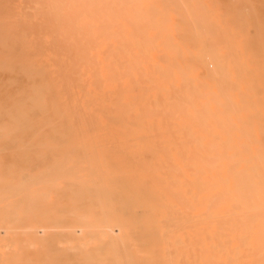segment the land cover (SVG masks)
I'll use <instances>...</instances> for the list:
<instances>
[{"label":"bare ground","instance_id":"bare-ground-1","mask_svg":"<svg viewBox=\"0 0 264 264\" xmlns=\"http://www.w3.org/2000/svg\"><path fill=\"white\" fill-rule=\"evenodd\" d=\"M0 69V141L99 154L0 162V264H264V0H0Z\"/></svg>","mask_w":264,"mask_h":264},{"label":"rangeland","instance_id":"rangeland-1","mask_svg":"<svg viewBox=\"0 0 264 264\" xmlns=\"http://www.w3.org/2000/svg\"><path fill=\"white\" fill-rule=\"evenodd\" d=\"M155 25H158L157 23H155ZM153 33L155 34V32L153 31ZM155 56V55H154ZM155 58H157L155 56ZM211 69H214L215 67L213 65L210 66ZM10 80V82H8V80ZM12 79H14V75L9 71V70H1L0 69V102L3 104H8V102L10 101V98L12 97V95L18 90V89H23L27 86L28 84V79L26 76L24 75H19L17 76V79L15 82L11 81ZM7 81V82H6ZM12 82V83H11ZM11 83V84H10ZM15 83V84H14ZM11 85V86H9ZM179 85L178 83L174 82L173 87L177 88ZM8 139V140H7ZM33 140H26L23 142H20L18 140H12L9 138H4L2 141H0V162H1V166H2V171H3V175L5 176H11L13 178V181L11 183V185H14L15 188L13 190H16L19 186H23L26 184H31L34 185L35 188H38L39 186H41V178L40 180L38 179V177H41V174L39 173L38 176V171L41 170L42 168H45V165L50 164V163H54L53 165H55V167L60 168V164L62 162L67 163L68 165L71 164H77V163H88V162H94L99 154L98 152H93L92 150H88V151H78L76 154H74L72 151H70V149H68V147L71 145V142L69 141H64L63 140H59L56 142H49V141H34V143L32 142ZM30 142L32 144H30ZM68 142V143H67ZM70 143V144H69ZM75 143V142H73ZM36 145V146H33ZM84 145H93V146H102L104 145L103 142L97 141V142H87V143H83ZM22 145H26L27 149L24 147L20 148L19 146ZM29 146H33L29 147ZM3 147V149H2ZM49 147H54L52 149H49ZM19 148V150H17ZM29 148V149H28ZM31 148V150H30ZM22 149V150H21ZM25 151V153L23 152ZM28 151H31L28 152ZM36 152V153H34ZM94 154V155H93ZM58 165H57V164ZM29 166L31 169L30 171L27 170H23L24 167ZM10 167V168H9ZM54 167V168H55ZM12 170H17L18 172H16V174L11 175L10 172ZM57 171V168H56ZM37 173V174H36ZM56 175L58 172H55ZM8 174V175H7ZM36 174V175H35ZM35 176V178L30 177L29 176ZM58 175H60L58 173ZM61 176V175H60ZM57 176L56 179L54 181L51 182L52 186L55 187H67L68 189H71L74 185L73 180L70 177H60ZM22 177V178H21ZM37 177V179H36ZM55 177V174H54ZM33 178V179H32ZM23 179V180H22ZM30 179V180H29ZM36 179L38 182L37 184H35L34 180ZM27 180V182H25ZM23 182V184H21L20 182ZM31 182V183H30ZM15 183V184H14ZM99 185V184H98ZM10 187V186H8ZM14 192V191H13ZM18 195L17 192H9V194L6 196L4 202L7 203L8 201H12V204H19V202H21V196L20 194ZM78 196H70V197H66L64 201H62V206L59 207V210L63 209L65 212H70L72 210V206H75L76 203L78 202ZM8 199V200H6ZM7 201V202H6ZM9 202V203H10ZM17 204V205H18ZM58 210V211H59ZM25 216L26 218L29 216L26 214H22V218H23V222L21 223V228H25ZM35 215H30V217H34ZM20 228V227H19ZM19 229L18 230V236L23 239V235L26 232V230L28 229ZM25 230V232H24ZM56 231H61L62 229L59 228H55ZM54 230V231H55ZM79 230V229H77ZM76 230V235L79 237H82L84 235V232L82 231H77ZM37 236L38 237H45L46 236V232L42 229V228H37L36 230ZM5 230L3 228H0V237L1 238H5ZM63 247H67L66 244L62 245ZM4 251H12L13 250V245L9 244L7 246H5L3 248ZM28 251L31 252V249H27ZM68 257H67V262L70 261L71 259H74L76 257V255L74 254L73 251H68ZM66 254V255H67Z\"/></svg>","mask_w":264,"mask_h":264}]
</instances>
